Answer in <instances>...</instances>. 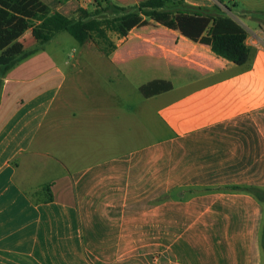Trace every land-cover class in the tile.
I'll list each match as a JSON object with an SVG mask.
<instances>
[{
	"label": "crops",
	"instance_id": "1",
	"mask_svg": "<svg viewBox=\"0 0 264 264\" xmlns=\"http://www.w3.org/2000/svg\"><path fill=\"white\" fill-rule=\"evenodd\" d=\"M185 1L229 8L245 64L151 22L109 55L44 45L6 74L0 264H264V202L244 190L264 189V0ZM155 79L173 87L147 98Z\"/></svg>",
	"mask_w": 264,
	"mask_h": 264
},
{
	"label": "trees",
	"instance_id": "2",
	"mask_svg": "<svg viewBox=\"0 0 264 264\" xmlns=\"http://www.w3.org/2000/svg\"><path fill=\"white\" fill-rule=\"evenodd\" d=\"M106 3L103 11L95 12L79 5L72 17L63 11L51 13L43 0H0V95L6 74L61 32H68L80 45L95 37L108 42L111 49L106 53L109 54L116 48L109 32L124 37L134 26L154 22L177 30L194 42L208 45L216 55L237 65L245 64L249 58L247 30L220 5L202 7L185 0H143L129 7L115 5L112 0ZM140 17L138 23L134 22ZM28 30L39 44L35 49H25L20 41ZM172 87L170 81L155 79L140 86L139 90L148 98ZM42 190L51 201L50 185ZM244 190L264 202V189L246 187ZM262 242L264 246V234Z\"/></svg>",
	"mask_w": 264,
	"mask_h": 264
},
{
	"label": "rangeland",
	"instance_id": "3",
	"mask_svg": "<svg viewBox=\"0 0 264 264\" xmlns=\"http://www.w3.org/2000/svg\"><path fill=\"white\" fill-rule=\"evenodd\" d=\"M46 4L49 5V9L51 13H54L55 11H63L66 14L75 17L74 12L76 10L77 6H82L87 8L91 12L99 11V10H104L105 7H107L106 0H43ZM143 0H112V3L115 5H121L125 7L133 6L138 4ZM224 8V7H223ZM232 9L234 7H231ZM247 7H244L243 5H239L233 9L234 12H239V13H248ZM224 10L229 14V8L228 10L224 8ZM142 17L138 18V20L134 21L138 23ZM140 26H134L133 28L130 29H137ZM129 31V32H130ZM128 32V34H129ZM128 34L124 37H121L119 34L115 32H109L110 39L114 42L117 43L121 41L122 39H126ZM21 43L24 45L25 49L31 50L35 49L39 46V44L35 41V39L32 36L31 30H28L21 38H20ZM47 50L52 53H60V51H63L67 53V55H83V56H89V57H102L103 55H109L106 53V51L110 50L111 47L108 42H104L98 38H93L89 42H87L84 45H80L68 32H61L58 33L51 41L48 43L44 44ZM43 45V47H44ZM132 45V46H131ZM131 48V49H130ZM143 49V48H142ZM142 49L138 48V45L136 42H129L126 45H124L123 51L125 52L126 56L128 57H139L141 60L140 64L146 59L144 54L142 53ZM144 66L146 70H149L150 67L152 66V63L148 62V60L144 61ZM124 90V89H122ZM138 97H142L141 94H138ZM37 164L39 168H47L46 165L43 164V162H38ZM56 169L52 166L48 167L44 174L40 176V180H46L51 177H55ZM38 195H44L40 191ZM41 197V196H40Z\"/></svg>",
	"mask_w": 264,
	"mask_h": 264
}]
</instances>
